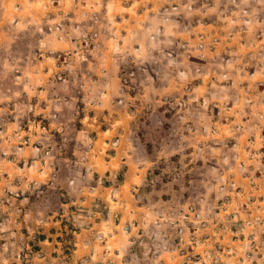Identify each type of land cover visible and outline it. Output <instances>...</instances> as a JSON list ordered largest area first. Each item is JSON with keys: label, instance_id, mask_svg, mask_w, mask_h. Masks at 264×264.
Instances as JSON below:
<instances>
[{"label": "rangeland", "instance_id": "374dc122", "mask_svg": "<svg viewBox=\"0 0 264 264\" xmlns=\"http://www.w3.org/2000/svg\"><path fill=\"white\" fill-rule=\"evenodd\" d=\"M130 2L0 0V242L88 264L83 226L127 223L144 264H264V0L143 54Z\"/></svg>", "mask_w": 264, "mask_h": 264}, {"label": "crops", "instance_id": "0c3cea01", "mask_svg": "<svg viewBox=\"0 0 264 264\" xmlns=\"http://www.w3.org/2000/svg\"><path fill=\"white\" fill-rule=\"evenodd\" d=\"M219 1L131 0L130 5H127L128 11L135 9L132 16L127 20L126 17L124 19L125 23L130 24L129 28H124L125 36L127 39L130 38V35L137 36L136 38H140V42L143 41L141 42L143 47H138L140 54L145 53L143 50L146 43L149 47H153L151 53L160 50L163 47L162 37L167 34L173 35L175 39L181 35H188L189 38H194L193 40L210 39L215 28L214 25L222 16ZM147 7L148 9H146ZM119 20L122 21V19ZM154 35L159 39L154 40ZM55 36L58 40L57 46L59 49H63L65 47L63 32L57 33L52 28L50 37L53 40ZM149 38L150 40H147ZM104 80V78L99 79L101 87H106ZM103 94L105 95V93ZM104 225L90 224L89 222L83 226L82 232L73 242L72 253L69 254L72 261L86 260L88 264H144L146 262V257H138L134 252L136 241L134 228L131 224L127 226V223H124L110 227ZM17 228L18 226L13 223L8 229L13 230L12 234ZM3 239L6 240L0 242V264H23L13 252L16 243L8 237ZM38 245L41 254L34 253L31 259L32 263L60 264L64 261L62 243L58 238L46 237L41 239ZM222 248L227 250L226 247ZM155 257L154 264H166L163 260L165 255L158 254ZM179 260L182 262L180 258Z\"/></svg>", "mask_w": 264, "mask_h": 264}]
</instances>
